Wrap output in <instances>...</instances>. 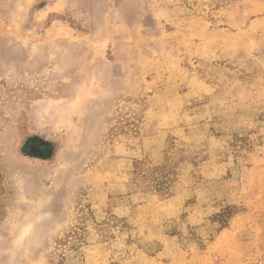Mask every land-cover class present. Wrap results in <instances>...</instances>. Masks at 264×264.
<instances>
[{"label": "rangeland", "instance_id": "rangeland-1", "mask_svg": "<svg viewBox=\"0 0 264 264\" xmlns=\"http://www.w3.org/2000/svg\"><path fill=\"white\" fill-rule=\"evenodd\" d=\"M0 264H264V0H0Z\"/></svg>", "mask_w": 264, "mask_h": 264}]
</instances>
